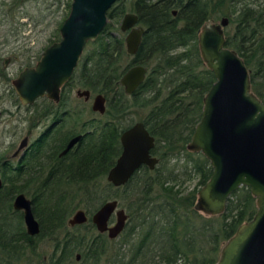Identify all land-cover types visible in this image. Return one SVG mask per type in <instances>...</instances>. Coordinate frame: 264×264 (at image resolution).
<instances>
[{
  "label": "trees",
  "instance_id": "16d2710c",
  "mask_svg": "<svg viewBox=\"0 0 264 264\" xmlns=\"http://www.w3.org/2000/svg\"><path fill=\"white\" fill-rule=\"evenodd\" d=\"M56 1L59 4L63 2ZM140 2L142 18L151 26L157 25L155 31L161 32L158 37L155 34V37L151 36L148 43L149 52L161 51L163 60L160 59V62L164 68L158 72L165 74L160 84L166 92L154 104L156 110L149 119L150 128L155 130L160 140L164 139L165 148L160 155L167 159L185 155L191 163L190 170L185 171V179L192 172L199 175L198 183L204 184L212 172L211 163L201 152L195 155L197 152L189 151L186 146L201 117L203 96L215 80L212 70L205 66L200 56L198 31L209 18L218 17V13L229 16L233 31L227 30V44L244 57L251 69L252 89L264 101V0L254 4L244 0ZM65 4L70 7V0ZM173 8L177 9L175 16L172 15ZM108 14H112L111 9ZM109 31V26L104 27L97 39L91 42V47L87 48L67 82L68 87L77 83L107 94L114 88L113 79L118 78V74L110 68L114 43ZM147 48L145 46L144 49ZM149 79L146 84L157 85L158 80ZM160 95L161 92L156 98L145 97L142 101L152 103ZM41 104H49L48 99L44 98ZM177 110L178 115H173ZM41 138L44 139V136ZM113 141L118 143V139ZM114 143L110 145L113 150L111 158L102 157L99 160L101 171L107 169L119 152V146L117 148ZM96 147L95 142L83 146V154L77 158L76 166L78 170L85 169L81 177L70 174L65 179L57 180L55 175L50 178L48 184L63 185L69 192L52 191L41 201L46 202L47 215L60 220L63 225L78 202L92 213L106 198L128 199L127 208L133 224L122 237L121 244H126L125 249L121 244L110 247L111 240L105 234L96 232L93 223L86 222L76 228L67 227L59 236L62 240L57 241L60 243L58 248L63 251L60 252L61 261L54 264H214L221 244L256 210L255 197L248 186L241 185L231 193L223 212L205 216L195 206L197 186L185 191L178 182L179 174L172 170L164 172V168L158 172L145 170L141 172L143 176L135 174L125 186L115 188L105 183L102 176L89 175L90 171L99 169L95 165ZM33 157L34 150L23 162V173H30ZM19 164L6 170L10 173L5 176V193L8 186H13L19 179L17 175L22 173ZM5 206L8 212L10 203L5 201ZM53 234L56 236V231ZM75 251L82 254L79 261L73 259Z\"/></svg>",
  "mask_w": 264,
  "mask_h": 264
},
{
  "label": "water",
  "instance_id": "95a60500",
  "mask_svg": "<svg viewBox=\"0 0 264 264\" xmlns=\"http://www.w3.org/2000/svg\"><path fill=\"white\" fill-rule=\"evenodd\" d=\"M114 1L71 0L69 13L60 25V38L42 51L34 65L22 68L12 80L22 103L30 104L41 95L59 99L61 87L71 78L86 42L95 39L105 26L107 10ZM133 18L126 14L122 27ZM228 22L227 16H221L217 22L206 21L198 34L201 57L215 80L203 96L201 117L187 148L201 151L212 166L210 176L197 192L196 205L200 211L209 215L223 212L231 193L241 185L248 186L255 197L254 214L224 241L214 264H264V101L252 90L243 57L225 44L224 26ZM138 39L136 31L127 36L129 50L135 49ZM144 71L143 66L136 65L124 74L121 82L128 92L143 79ZM76 92L85 98L90 95L88 89L78 88ZM104 100L101 93L96 94L93 109L103 111ZM79 137L75 136L67 149ZM26 140L24 137L19 149ZM121 141L122 153L107 175L115 185L125 183L141 163L153 167L158 160L149 152L154 137L142 122L124 131ZM15 206L25 208L27 229L30 233L37 232L39 226L29 200L18 195ZM113 213L115 221L110 223ZM127 217L118 200L111 198L91 213L90 220L98 231H107L109 237H115L124 228ZM88 218L87 211L78 208L69 223H83Z\"/></svg>",
  "mask_w": 264,
  "mask_h": 264
},
{
  "label": "flooded vegetation",
  "instance_id": "af4514ba",
  "mask_svg": "<svg viewBox=\"0 0 264 264\" xmlns=\"http://www.w3.org/2000/svg\"><path fill=\"white\" fill-rule=\"evenodd\" d=\"M126 1L127 0H115L106 13L107 21L104 27H110L109 32L113 39L112 43H114L112 50L113 56L111 59L113 64L110 68L111 70L114 69L115 72L117 71L118 74V78L113 79L114 88L110 91V93L107 94L102 91H93L91 88L81 86L77 83H72L71 87H68L67 82L70 80L69 79L62 85L58 100L51 99L46 95H41L35 98L32 103L25 104L30 105V108L32 109L29 120L30 130L32 127L37 128L40 126L43 120H46L48 123L41 133L31 141H29L28 134L24 135L20 139L17 148L14 150V153L18 150L15 155L19 154L18 164L20 163L19 166L21 167L20 170L22 173L17 175L19 179H15L16 182L13 186H8L6 193L3 190L4 186L6 185V178L0 177V264H54V262H59L61 261L60 252L63 251L61 248H58L60 243H57V241L62 240V237L59 236L64 234V231L68 229L67 227L76 228L83 223L91 222V213L86 210L84 205L80 206L81 204L78 202L76 203L77 205H75L73 211L66 216L65 223L61 225L60 220L54 219L53 216L47 215V209L45 208L46 202L41 201L43 198L50 196L52 191H61L66 193L69 192L68 189L63 188V185L48 184L50 178L54 175L58 177L57 180H60L61 178L65 179V177L70 174H74L77 177H81L84 174L85 169L84 171H81L78 170L76 166H78L77 158L81 157L83 154V146H85L86 143L95 142V145L97 146L95 165H97L99 168V160L102 157L111 158L113 150L112 146L110 145L114 143L113 140L118 139V143L114 144L117 146V148L119 146V152L115 155V157L112 158V161L107 169L101 171V167L99 169L92 170L93 172L90 171L92 173L89 172L90 176L99 175L97 178L102 176L101 178L103 181H105V183L107 182L115 188H122L125 186V184L128 183L135 174L143 176L144 174L141 172L145 170L149 172H158L161 170V168H164L163 164L167 158L160 155L162 149L165 148L164 139L162 138L160 140L159 135H157L156 132H154L155 130L153 131L149 125V119L155 114L154 111L156 110L154 104L159 102L161 98L164 97L166 92V89H163L160 84L161 78H164L165 74L158 72L159 69L164 68L163 64L160 62V59L163 60L161 51L152 50L149 52L150 46L148 43V39L151 36L155 37L156 35L158 37L161 32L155 31L156 27H158L157 25L151 26L142 18V13L139 9V5H141L140 1L142 0H132V5L129 9L126 6ZM244 1L254 4L259 3V1L262 0ZM110 9L112 10V14L109 15L108 13ZM126 14H131L134 16V18L130 24L123 28L122 25L124 24L123 22ZM176 14L177 9L173 8L172 15L175 16ZM221 16H227L229 18L227 14L221 13L218 17L220 18ZM210 20L213 21V18H209L207 21ZM229 24L230 19L227 25L224 26V32L226 34L225 44L227 46H229L227 44V26ZM132 31H136L139 35L138 42L135 45V49L133 51L129 50V45L127 43V36H129ZM102 32L103 29L99 32L97 37ZM97 37L93 40H96ZM93 40H88L85 46L89 45L91 47V42ZM158 42L160 45L159 40ZM145 46H148L147 50L144 49ZM82 57L83 56L80 57L78 64L82 60ZM8 63L9 57L4 58V63H2L3 66H0L2 69H0L1 78L9 79L8 74L4 69V66ZM203 63L205 64L204 61ZM34 64L30 63V65ZM136 65L143 66L145 68L144 76L143 79L132 89V91L128 92L126 90L125 84L121 82V78L128 71V69ZM205 66L207 67L206 64ZM249 72H251L250 68ZM148 79L158 80L157 85L151 86L149 83L146 84ZM156 86H160L161 88L158 89ZM74 88H76L75 95L78 98L83 99L81 106L72 104L71 102L70 94ZM78 88L88 89L90 92L89 97L85 98L84 95L77 94L76 90ZM160 92L161 95L157 101L154 102L153 100L152 103H150V101L147 103L142 101V99L145 97L156 98L159 96ZM98 93H101L105 97L103 111L93 109L92 107L94 97ZM63 94L65 96H63ZM44 98L48 99L49 104H41V101ZM63 98L66 99L63 100ZM89 100L90 106L87 103ZM135 108H139L142 112V115L139 117V119H134V117L131 115ZM178 112L179 111L177 110L173 113V115H178ZM139 121L143 123L149 133L154 137V143L152 147H150L149 152L158 160L153 167H150L148 163H141L137 168H135L125 183L115 185L107 178V175L109 170L116 164L118 157L122 153L123 145L121 141V135L124 131ZM77 135H80V137L67 149L69 142ZM42 136H44V139L41 138ZM24 137H27L26 144L19 149V145ZM32 150H34V157L31 168L29 169L30 173H23V168H25L23 162L28 153ZM74 167L76 168L74 169ZM18 195H23L25 199L29 200L31 211L39 226L38 231L35 233H30L27 229V224L24 218L25 208L15 206V199ZM111 198H116L118 200V206H120L119 199L117 197H109L104 201ZM5 201L11 205L8 212H6ZM102 203H100L97 207H99ZM195 206L197 208L196 202ZM78 208L85 209L89 218L83 223L70 224L69 218ZM126 213L128 214V217L125 226L122 231L117 234V236L109 237L107 231L100 232L95 226L97 232L105 234L110 240L116 239L120 235H123L124 231L130 227V225L128 226V222L133 220L128 209ZM112 218H114V220H112ZM114 221L115 214L113 213L110 223H113ZM53 231H56V236L53 234ZM42 243H48L50 249L48 251L44 249L40 250ZM78 254L79 258L77 257ZM81 256L82 254L80 251H75L73 259L79 261Z\"/></svg>",
  "mask_w": 264,
  "mask_h": 264
},
{
  "label": "rangeland",
  "instance_id": "374dc122",
  "mask_svg": "<svg viewBox=\"0 0 264 264\" xmlns=\"http://www.w3.org/2000/svg\"><path fill=\"white\" fill-rule=\"evenodd\" d=\"M62 1L59 4L56 0H0V66H3L4 58L9 57V63L4 66L9 79L0 77V177H5L7 173H10L6 170L18 164L19 154L14 155L13 153L20 139L28 134L29 141H31L41 133L48 123L43 120L40 126L37 128L32 127L30 130L29 120L32 109L30 105H25L19 99L12 80L23 67L30 65V63L34 64L47 45L60 38V25L70 10V7L65 4L67 0ZM131 5L132 0H127L126 6L128 9ZM220 14L218 13L217 16H220ZM213 21H219V17L213 18ZM227 28L232 32L233 23H230ZM87 48H90V46H85L81 56L84 55ZM75 89L70 94L71 102L81 106L83 99L75 95ZM87 103L90 106V100ZM131 115L134 119H139L142 112L139 108H135ZM193 152H197L195 153L197 155L201 151ZM163 165L164 172L172 170L179 174L178 182L185 191L191 190L195 186L199 190L203 185L198 183V174L191 172V176L185 179L187 175L185 171L186 169L190 170L191 163L184 158V155L171 156L165 160ZM176 185H178L177 182ZM118 199L120 206L127 211L128 199ZM199 212L205 216L209 215L200 210ZM132 223L133 220H130L128 226H131ZM122 237L123 235H120L118 238L111 240L108 245L113 248L117 247L121 244ZM121 246L124 250L126 244L123 243ZM41 249L48 251L50 246L48 243H42Z\"/></svg>",
  "mask_w": 264,
  "mask_h": 264
}]
</instances>
